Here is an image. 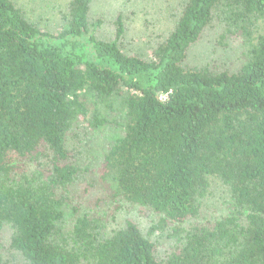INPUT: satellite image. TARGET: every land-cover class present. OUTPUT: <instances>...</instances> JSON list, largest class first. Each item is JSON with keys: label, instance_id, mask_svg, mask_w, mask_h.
<instances>
[{"label": "trees", "instance_id": "obj_1", "mask_svg": "<svg viewBox=\"0 0 264 264\" xmlns=\"http://www.w3.org/2000/svg\"><path fill=\"white\" fill-rule=\"evenodd\" d=\"M94 1L61 4L52 31L0 0V264H264V0H181L148 58L122 49L121 13L112 39L97 34ZM217 23L239 40L235 65L189 64ZM79 120L119 129L99 179L156 215L146 233L107 229L101 195L66 206ZM213 182L225 211L198 221Z\"/></svg>", "mask_w": 264, "mask_h": 264}, {"label": "rangeland", "instance_id": "obj_2", "mask_svg": "<svg viewBox=\"0 0 264 264\" xmlns=\"http://www.w3.org/2000/svg\"><path fill=\"white\" fill-rule=\"evenodd\" d=\"M21 5L28 17L41 28L56 30L61 27V4L67 0H15ZM181 0H95L92 6L91 17L93 21L100 19L101 25L97 34L106 39H112L115 33V19L121 13L125 23V32L119 39L122 49L130 54H138L144 58L151 57L154 43L170 29L173 15L178 12ZM223 36V37H222ZM234 46L231 49V46ZM229 46L231 51H229ZM239 40L233 34L224 36L219 24L210 26L201 36L198 44L190 49L187 62L195 65H208L210 68H221L235 65V59L240 57ZM233 63V64H232ZM120 133L115 124L102 128L91 129L84 121H77L68 139V149L72 159L78 166V174L70 187V194L66 205L73 207L82 204L85 199L104 197L101 204L95 209L110 211L114 217L107 223V229L117 228L127 218L133 219L143 232H147L156 221V215L142 208L119 202L115 199L108 200V194L100 182V171L103 157L107 147L113 143L114 138ZM227 195L224 187L213 182L207 198L204 200V209L201 220H212L225 211L222 204ZM82 206V209H89ZM71 213L66 219L69 222ZM161 231L155 233L158 237ZM5 233L1 240L5 239ZM173 239L163 232L159 237V249L165 252ZM2 243V242H1ZM4 251V250H3Z\"/></svg>", "mask_w": 264, "mask_h": 264}]
</instances>
